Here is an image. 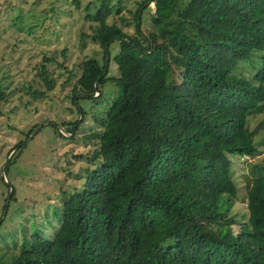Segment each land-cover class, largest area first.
Segmentation results:
<instances>
[{
  "label": "trees",
  "instance_id": "trees-1",
  "mask_svg": "<svg viewBox=\"0 0 264 264\" xmlns=\"http://www.w3.org/2000/svg\"><path fill=\"white\" fill-rule=\"evenodd\" d=\"M145 1L119 21L108 20L119 0L85 5L103 55L81 59L71 97L97 101L108 80L117 92L100 101L83 134L93 146L78 156L86 164L80 187L44 211L41 230L21 224L17 245L1 234L0 264H264V161L241 174L245 218L225 216L237 198L228 156L252 155L245 122L264 111V0ZM112 40L117 74L108 76ZM49 59L34 63L33 97L55 84ZM5 94L0 88V100ZM78 112L60 123L73 135ZM209 223L237 227L212 232Z\"/></svg>",
  "mask_w": 264,
  "mask_h": 264
},
{
  "label": "rangeland",
  "instance_id": "rangeland-1",
  "mask_svg": "<svg viewBox=\"0 0 264 264\" xmlns=\"http://www.w3.org/2000/svg\"><path fill=\"white\" fill-rule=\"evenodd\" d=\"M116 1L108 0L109 3ZM139 1L119 0L118 11L113 8L108 20H116L119 14L129 18ZM88 2L98 0H77L76 4L73 0H0V88L6 92L0 100V166L16 149L14 142L20 139L23 142L18 153L0 172V206L3 201H8L1 212L0 235H4L8 245L10 237L14 238L16 245L20 242L21 224L28 228V232L41 230L45 222L41 219L44 211L60 204L65 192L80 187L86 164L78 156L84 157L93 146L83 134L95 126L91 115L117 92V86L108 80L101 85L102 95L97 101L71 97L70 88L79 73L81 59L95 56L101 60L103 55L90 36L89 24L93 21L85 18ZM146 4L151 5V1H145L141 7ZM125 29L131 31L132 25ZM116 50L117 40H112L108 44L109 58L105 57L109 64L108 76L117 74L112 59ZM42 55L50 57L47 64L55 77V84L43 96L33 97L27 86L36 81L34 63ZM79 108L85 111L79 128L74 135L66 130L67 133L60 136L54 126L79 119ZM32 123L38 128L25 139L27 136L24 137L23 133ZM245 126L252 135L255 151L239 159L237 154L228 156L231 177L238 184L235 185L237 198L229 207L227 205L225 216L235 215L236 219H244L246 212L241 195L244 190L241 174L249 171L253 164L264 161V111L248 115ZM5 183L14 189L10 199H6ZM33 219L39 220L34 222ZM230 226L233 230L237 227L236 223H209L207 228L221 232ZM44 233L50 236L52 227L46 225ZM2 241L0 248H5Z\"/></svg>",
  "mask_w": 264,
  "mask_h": 264
},
{
  "label": "water",
  "instance_id": "water-1",
  "mask_svg": "<svg viewBox=\"0 0 264 264\" xmlns=\"http://www.w3.org/2000/svg\"><path fill=\"white\" fill-rule=\"evenodd\" d=\"M56 127L58 128V130H59L61 133H63V132H66V133H67L66 129L63 128L61 125L57 124ZM37 128H38V125H37V126H34V127L30 130V132L28 133V135H27V137H26L25 139L29 138V137L35 132V130H36ZM8 156H9V155H8ZM8 156H7V158H5V160H4L3 163L1 164V166H0V172H3V171H2V167H3V165L8 161Z\"/></svg>",
  "mask_w": 264,
  "mask_h": 264
}]
</instances>
